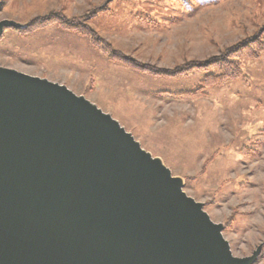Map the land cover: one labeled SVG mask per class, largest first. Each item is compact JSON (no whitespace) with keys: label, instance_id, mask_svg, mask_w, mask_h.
<instances>
[{"label":"rangeland","instance_id":"rangeland-1","mask_svg":"<svg viewBox=\"0 0 264 264\" xmlns=\"http://www.w3.org/2000/svg\"><path fill=\"white\" fill-rule=\"evenodd\" d=\"M107 0H0V66L65 86L110 115L203 205L234 257L264 264V51L237 58L242 76L204 95L196 91L212 72L155 77L112 62L111 51L152 67L205 62L264 27V0H112L86 25L92 39L57 24L23 35L28 23L57 14L79 19ZM187 4L188 6H186Z\"/></svg>","mask_w":264,"mask_h":264},{"label":"water","instance_id":"water-1","mask_svg":"<svg viewBox=\"0 0 264 264\" xmlns=\"http://www.w3.org/2000/svg\"><path fill=\"white\" fill-rule=\"evenodd\" d=\"M222 231L110 115L0 66V264L256 263Z\"/></svg>","mask_w":264,"mask_h":264},{"label":"trees","instance_id":"trees-1","mask_svg":"<svg viewBox=\"0 0 264 264\" xmlns=\"http://www.w3.org/2000/svg\"><path fill=\"white\" fill-rule=\"evenodd\" d=\"M112 0H107L102 6L93 9L88 15L79 19L66 20L60 15L49 14L45 17H39L31 20L28 25L21 31L20 34L28 35L39 29H43L52 24H57L65 30H71L79 35L87 36L92 39V44L99 47L102 42L98 40L97 35L92 31L86 22L91 20L97 14L107 11L108 4ZM196 5L205 6L220 2L221 0H194ZM188 6L187 4H185ZM108 59L112 62L120 63L134 71L145 73L155 77L176 78L186 75L193 71L212 72L207 75L201 82L200 87L194 92H179L175 95H170L177 99H192L203 96L204 90L210 86H222L228 80L237 79L242 76L240 63L237 58L245 57L246 59H257L264 51V27L252 37L240 41L238 44L225 49L220 55L213 56L205 62H187L173 69L152 67L149 65L140 64L137 61L128 58L119 52L111 51L108 47L103 50Z\"/></svg>","mask_w":264,"mask_h":264}]
</instances>
